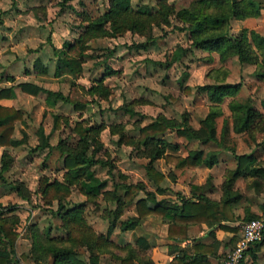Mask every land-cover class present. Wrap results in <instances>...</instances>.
I'll return each instance as SVG.
<instances>
[{
    "label": "rangeland",
    "instance_id": "374dc122",
    "mask_svg": "<svg viewBox=\"0 0 264 264\" xmlns=\"http://www.w3.org/2000/svg\"><path fill=\"white\" fill-rule=\"evenodd\" d=\"M259 1L264 5V0ZM162 4L170 6L165 17L158 11ZM109 6V0H0V87L12 85L16 90L18 82L28 80L67 94L75 83L88 100L83 110H75L63 99L46 105L44 91L31 95L18 90L14 100L5 101L23 111L13 135L20 137L21 129L28 133L25 143L8 147L13 160L0 180L2 215L13 220L18 232L6 264H56L51 247L71 249L84 264H92L94 254L96 264H118V256L125 253L121 241L134 242L138 234L124 231L119 222L137 215V199L153 192L156 200L170 203L178 201L181 193L206 195L212 186L216 190L207 195L215 198L227 170L236 164L235 153L252 152L256 164H264V55L250 37L255 60L241 61L233 53L222 57L217 49L192 43L189 24L199 11L198 0H131L130 15L150 21L122 32L110 26ZM262 12L249 21L232 19L228 32L234 35L246 27L264 35ZM154 14L158 21L153 20ZM64 41L73 43L72 52H80L82 69L77 75H71L54 53L53 47H61ZM106 66L113 71L107 72ZM229 83L235 87L218 98L199 88ZM234 101L251 103L259 112L241 132L233 129L230 104ZM211 110L216 111L217 141L189 140L169 127L160 134L164 152L150 160L156 145L139 139L142 125L161 117L198 127ZM76 121L91 126L87 136L74 130ZM60 139L67 149L84 147L85 154L96 160L89 168L104 181L98 193L84 190L85 173L72 176L64 167ZM195 148H202L204 154L217 152L211 170L204 164L178 168L166 158ZM148 163L164 175L161 192L146 173ZM129 184L138 188L131 201L124 198ZM195 185L204 186L195 189ZM233 187L255 196L254 202H247L256 212L239 213V221L264 212L263 179L257 187L244 174ZM242 205L236 207L241 210ZM74 209L80 210V220L71 216ZM63 210L68 214L62 216ZM149 216L146 225L162 236L158 231H163L165 219Z\"/></svg>",
    "mask_w": 264,
    "mask_h": 264
},
{
    "label": "trees",
    "instance_id": "16d2710c",
    "mask_svg": "<svg viewBox=\"0 0 264 264\" xmlns=\"http://www.w3.org/2000/svg\"><path fill=\"white\" fill-rule=\"evenodd\" d=\"M109 3L108 14L111 21L110 26L118 30V32H122L128 28L137 29L139 24L150 21L143 19L141 22L139 14L130 15L131 0H109ZM198 3L199 11L189 24L192 43L195 46L217 49L222 57L233 53L238 55L241 61H253L257 58V55L250 45L251 40L255 47L259 48L261 54L264 55V35H261L255 29H247L246 27L234 35L230 34L227 30L232 19H244L248 16L260 15L262 9H264V5L259 0H198ZM168 8L170 6H163L162 4L158 11L162 12L165 17L167 11H169ZM153 20L158 21L156 15ZM89 28V34H93L94 31ZM101 33L107 34V31L102 30ZM81 37L80 35L78 38L81 39ZM72 45V42L64 41L61 47L54 46L53 50L57 55L58 61L65 65L72 74L77 75L82 69V59L80 52L74 53L71 51ZM140 46H145V43H140ZM106 68L107 72L113 71V69L107 66ZM16 86L23 92L31 95H37L42 91L46 92L45 104L48 106H54L58 99H63L66 102H70L75 110H83L88 103V100L80 94L78 86L75 83L70 85L67 94H63L59 90L44 88L28 80L18 82ZM233 87L235 85L229 83L223 85L207 84L199 88L207 91L211 98H218L223 91L231 90ZM15 94V87L12 85L0 87V98L13 97ZM261 103L264 106V99ZM230 108L233 110V129L237 132L248 129L255 120V117L259 115V112L254 109L251 103L241 104L234 101L230 104ZM215 114V110L209 111L204 118L199 120L198 127L190 125L185 120L177 122L157 117L140 127L139 139L143 143H155L156 147L150 154V160L161 156L164 152L165 142L160 137V134L169 127H174L179 136H183L189 140L195 138L201 143H206L211 140L217 141V130L214 121ZM58 117L56 116V119ZM22 118L23 111L19 107L0 103V145L18 146L25 140L27 136L25 132H23L22 138H16L13 135L15 122ZM73 128L82 137L87 136L86 132L92 129L91 126L84 125L81 121H76ZM261 143L264 144V135ZM58 146L63 153L62 161L67 171L72 176L85 173L87 175L86 179L81 181L84 190L98 193L104 181L98 179L89 168L92 163L96 162L93 156L86 155L84 147H81L79 150L67 149L61 139L58 142ZM234 156L236 164L233 168L227 170L226 177L221 184L222 194L219 200L211 199L203 194V192H199L197 195L191 193L190 196L180 194L178 201L167 203L164 200H156L155 193L151 192L146 197L136 200L137 215L121 219L119 222L120 228L123 230L134 228L147 214L156 213L167 220V236L169 238L183 241L188 238L187 229L189 225L205 222L209 225L218 224L223 229L235 231L232 236L233 243L239 234V225L230 226L222 223V221L234 218L231 204L238 201L242 196V193L233 187L234 181L241 175L246 174L250 175L253 184L259 187L260 180H264V164H256V158L252 152L235 153ZM166 158L178 168L184 166L194 167L200 164L212 166L218 160L217 152L208 151L207 154H204L202 148L191 149L186 155H166ZM12 160L13 156L4 149L0 158V180H3V171L8 169ZM146 173L161 192L163 188L159 184L164 177L163 173L151 163L147 164ZM203 186L195 185L194 188L200 189ZM16 188L20 190L19 186ZM137 189L135 184H129L124 192V198L131 201ZM148 200H152L154 205L151 206ZM79 212L80 210L74 209L71 216L80 220L81 215H79ZM65 214H68L67 210L62 211V216H65ZM258 216L259 214L255 215L250 213L246 216V219ZM113 225L109 226V231H111ZM13 226V220L3 216L2 209H0V240H3L2 243L4 242V245H0V264H6L10 253L14 251L18 232ZM211 233L213 234V231ZM105 238L107 239V237ZM263 242L264 232L260 241L254 242L251 247L249 246L246 249L245 254L250 252L252 256V264H258L255 261L256 250ZM91 243L90 247L93 246ZM123 248L125 249V253L118 256L120 264H153L150 258L135 263V259L139 257L136 256L134 248L130 244H124ZM215 248L216 242L205 243L200 240H195L189 245L188 250L181 248L168 264H214L208 259L207 254L214 252ZM231 248L232 246L229 250ZM50 250L54 254V263L56 264H68L64 262L67 261L66 259L70 261L74 260V263L84 264L83 261L75 258L74 252L69 248L51 247ZM97 258V255H91L92 264H96ZM240 264H243V260Z\"/></svg>",
    "mask_w": 264,
    "mask_h": 264
},
{
    "label": "crops",
    "instance_id": "0c3cea01",
    "mask_svg": "<svg viewBox=\"0 0 264 264\" xmlns=\"http://www.w3.org/2000/svg\"><path fill=\"white\" fill-rule=\"evenodd\" d=\"M262 13L263 12L261 11L260 15ZM260 15L248 16L242 20L249 21V20H252L256 17H259ZM69 73L71 74L70 71H69ZM18 90L20 91L21 89L18 88L15 90V92H17L16 95L18 94ZM14 97L15 96L0 98V103L3 105L16 106L15 104H13L11 102H5L6 100H9V101L14 100ZM23 132H25L27 136H26L25 140L21 144H19L18 146L22 145L23 143H25L27 141L28 133L24 129H21V136L20 137H16V136L15 137L16 138H22ZM0 147H1V151H0V158H1V155H2V152L4 149L7 150L11 154L8 147H17V146L0 145ZM206 167L210 168V170H211L212 166H206ZM210 189L211 190L209 192H214L216 190L214 186L210 187ZM236 189H238L242 193V196L238 201L231 204V210L233 213L232 215L234 216V218H232L230 220H223L222 221V223H225V224L230 225V226H237L242 221L246 220V218H245V219L239 221V217H238L239 213L243 214L246 211H252V212L255 211L250 206V204L247 202V201L254 202L255 196H253V194L251 195V192H248L245 195L241 189H239V188H236ZM207 192H208V190L206 191V196L211 198V199H214V200H219L221 197V194H222V191H221L217 197L213 198V197H210L209 195H207ZM182 195H184V193ZM190 195L191 194H185L184 196H190ZM237 204L238 205L243 204L241 207V210L236 207ZM149 214H156V213H149ZM149 214H147L144 218H142L140 220V222L134 228H128V229H132V230H137V232H138V234L134 238V242H131L129 239L127 241H121V243H123V245L124 244H130V245L132 244L131 246L134 248V250L136 252V256L139 257L138 259H135V263H138L139 261H142V260L144 261V260H147V258H150L152 260L153 264H168L170 262V260L179 252V250L181 248H184V249L186 248L188 250L189 245L191 243H193L195 240H200V241L205 242V243H215L216 242V248L214 249V252L208 253L207 256H208V259L212 263L217 264L218 261H220L227 254V252L229 250V246L231 245V243L233 241L232 236L234 235L235 231L223 229L218 224L209 225L205 222H200V223L189 225L188 229H187L188 238H186L183 241H179V240H176L174 238H169L167 236V220L164 217H162L161 215L160 216L165 219V222H163V225H162L163 231H161V232L158 231V233L162 234V236L159 237V236L155 235V233H152L151 232L152 229H150V227H148L146 225L147 222L151 219L150 216L147 218V216ZM252 214L258 215V214H260V211L257 213H252ZM156 215H159V214H156ZM238 229H240V226ZM125 230H127V229H125ZM211 231H213V234L211 233ZM252 245H250V247ZM188 253H190V252L188 251ZM242 260H243V264H252V256H251L250 252H247L244 255V258ZM255 261L258 264H264V242L256 250V260ZM118 264H120V263L118 262Z\"/></svg>",
    "mask_w": 264,
    "mask_h": 264
},
{
    "label": "built area",
    "instance_id": "2783aa9c",
    "mask_svg": "<svg viewBox=\"0 0 264 264\" xmlns=\"http://www.w3.org/2000/svg\"><path fill=\"white\" fill-rule=\"evenodd\" d=\"M264 232V212L258 217L246 219L240 223L239 234L227 254L217 264H240L246 249L260 241Z\"/></svg>",
    "mask_w": 264,
    "mask_h": 264
}]
</instances>
